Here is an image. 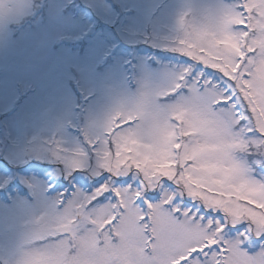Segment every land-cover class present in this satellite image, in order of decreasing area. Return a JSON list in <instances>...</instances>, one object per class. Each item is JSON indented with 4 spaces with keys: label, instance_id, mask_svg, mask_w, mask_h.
Wrapping results in <instances>:
<instances>
[{
    "label": "snow or ice",
    "instance_id": "snow-or-ice-1",
    "mask_svg": "<svg viewBox=\"0 0 264 264\" xmlns=\"http://www.w3.org/2000/svg\"><path fill=\"white\" fill-rule=\"evenodd\" d=\"M197 14L183 67L55 148L75 183L22 206L37 214L14 264H264V0Z\"/></svg>",
    "mask_w": 264,
    "mask_h": 264
},
{
    "label": "rangeland",
    "instance_id": "rangeland-1",
    "mask_svg": "<svg viewBox=\"0 0 264 264\" xmlns=\"http://www.w3.org/2000/svg\"><path fill=\"white\" fill-rule=\"evenodd\" d=\"M230 2L19 0L0 17V264L25 248L37 213L22 206L75 183L55 148H84L112 112L162 86L186 59L172 51L181 17Z\"/></svg>",
    "mask_w": 264,
    "mask_h": 264
},
{
    "label": "clouds",
    "instance_id": "clouds-1",
    "mask_svg": "<svg viewBox=\"0 0 264 264\" xmlns=\"http://www.w3.org/2000/svg\"><path fill=\"white\" fill-rule=\"evenodd\" d=\"M9 0H0V17L6 16L8 13L12 12L15 9H18L19 7V0H17V3L14 5L13 8H10L8 6ZM198 9V14L195 17L198 22L201 23H209L213 11V6L212 5H207L204 7H199Z\"/></svg>",
    "mask_w": 264,
    "mask_h": 264
}]
</instances>
